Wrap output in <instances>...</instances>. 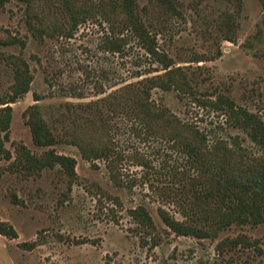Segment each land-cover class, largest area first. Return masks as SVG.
<instances>
[{
	"label": "rangeland",
	"instance_id": "rangeland-1",
	"mask_svg": "<svg viewBox=\"0 0 264 264\" xmlns=\"http://www.w3.org/2000/svg\"><path fill=\"white\" fill-rule=\"evenodd\" d=\"M175 2L177 12L168 14L153 0H138L147 9L144 20L156 51L171 69L182 70L199 101L222 95L264 122V0ZM40 4L66 21L56 0ZM25 10L16 0L0 5V41L24 44L0 45V54L22 57L33 77L30 91L10 105L4 146L12 158L0 161V223L16 233L14 239L0 235V264H264L263 225L231 226L215 238L198 239L178 236L162 222L160 209L178 221L184 220L181 208L190 214L187 179L195 171L173 141L135 120L125 94L129 85L164 74L162 65L127 32L119 51L108 50L109 27L99 17L70 37L33 38ZM13 71L0 61V99L10 93ZM150 96L158 108L202 132L209 149L224 142L248 159L261 156L221 112L176 90L155 88ZM35 104L63 139L78 122L106 124L115 155L106 161L90 152L85 160L72 145L38 148L24 115ZM18 145L36 156L53 149L73 158L76 181L70 185L58 167L32 177L11 169ZM138 207L148 211L153 228L132 219L130 211ZM239 237L250 245L230 247Z\"/></svg>",
	"mask_w": 264,
	"mask_h": 264
},
{
	"label": "trees",
	"instance_id": "trees-1",
	"mask_svg": "<svg viewBox=\"0 0 264 264\" xmlns=\"http://www.w3.org/2000/svg\"><path fill=\"white\" fill-rule=\"evenodd\" d=\"M8 0H0L2 6ZM26 7V25L33 38L70 37L74 30L89 20L99 17L107 27L110 36L106 48L119 51L123 32L132 34L147 55L163 67L164 74L146 79L126 89V97L131 102V109L136 121L146 126L148 132L174 142L192 165L195 175L189 176L188 194L190 214L183 211V221L171 217L166 211L159 210L164 225L178 236H191L198 239L215 238L231 226H264V122L255 114L238 107L232 100L216 95L214 100L199 101L190 82L181 69H171V61L156 51L155 39L151 37L144 17L147 9H140L138 0H56L66 18L58 19L54 14L45 12L41 0H16ZM154 4L168 14L177 12L175 0H153ZM233 25V22L231 23ZM119 28V32L117 31ZM233 42L231 39H226ZM21 44L16 38L0 41V45ZM6 60L14 72V82L10 93L0 99V161H10L12 155L5 148L12 120L11 104L21 99L30 91L33 77L26 61L20 56L0 54V61ZM162 91L176 90L181 94L196 99L199 106L208 105L221 112L226 122L234 129L242 131L256 145L261 156L248 159L237 148H230L227 143L216 142L208 148L206 136L190 125L182 124L165 109L158 108L151 100L153 89ZM37 101V99H35ZM31 138L38 148H50L59 144L75 146L85 160H90V152L95 158L109 160L115 155L114 144L109 135V126L96 127L93 121L86 120L74 125L69 139L59 137L44 119L38 105L28 107L24 113ZM241 151V150H240ZM58 167L69 184L76 181V161L59 155L53 149L42 155L31 154L24 146L18 145L16 158L11 169L26 177H32L45 169ZM132 219L141 227L153 228L148 211L138 207L130 211ZM0 235L9 239L16 238L12 228L0 223ZM245 237L229 242L230 247L249 246ZM225 241L217 245V249Z\"/></svg>",
	"mask_w": 264,
	"mask_h": 264
}]
</instances>
